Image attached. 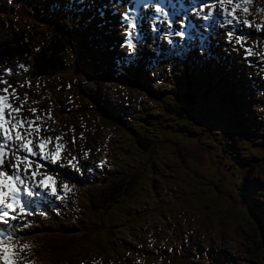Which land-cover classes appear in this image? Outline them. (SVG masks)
<instances>
[{"label":"rangeland","instance_id":"374dc122","mask_svg":"<svg viewBox=\"0 0 264 264\" xmlns=\"http://www.w3.org/2000/svg\"><path fill=\"white\" fill-rule=\"evenodd\" d=\"M54 1H56L55 3L62 4L68 2V0ZM71 2L76 5L72 6L76 9H78L79 5L83 6V4L87 2L88 11L90 7H93V12L90 16L99 18L102 23L101 30H98L96 34L92 35V38H88L89 41L87 44L89 48H84L82 46L84 49L94 51L92 54L93 57L89 59V63L99 72V78L93 74L88 77L85 83L82 81L79 82V80L78 84L77 81H71L73 89L77 91L79 88L83 87L84 92L88 93L89 97L100 99L103 106H109L115 109L117 117L121 119L126 118L129 121L126 125L135 126L134 129L136 130L142 131L143 128H147L145 127L147 119L152 120V117H160L163 119V115H144L147 113L145 111H164L160 105L157 106L158 102L142 97L138 91H132L128 87H118V84L113 82V80L106 82L104 79L107 75V77L117 80L119 77H117L115 66L122 67V65H125V68L128 70L131 69L134 72H140L141 77H143L145 81L142 85H146L147 88L155 92H165L168 84H170V80L173 78V76L167 78L169 70L167 68V63L163 65V62L159 61L164 54L170 52L167 50L166 46L161 45L159 35L152 34L148 31L149 26L144 23L142 19L138 20L137 23L139 25L141 38L144 39L146 43H144L137 54L134 55L141 58L142 62L136 64L133 61L128 62L123 59L128 50L126 47H120L124 41V28L121 26L120 14L124 13L128 7L135 5V2L132 0H70V3ZM262 2H264V0H254V3L257 4H261ZM184 3L187 4L188 0H184V2L183 0H166L164 3L159 4L164 5L166 10L172 13L171 18L173 21L183 19L187 25L190 17L194 19L195 22L191 24L192 30L188 32L193 39L188 42L186 47L190 45L197 47L206 46V49L210 51L212 55L218 59H223V68L229 71L235 70V74L239 75V82L234 84V88L232 86L234 98L240 99L246 97L247 102L250 104L247 105L248 111H245L247 116L245 115L244 121L249 128H253L249 135L255 136V139L252 141L253 144L248 142L243 143L241 140H238L239 152L249 157H264V80L260 79L261 72L260 68L257 66L261 62L255 56L249 57L253 66L248 67L241 59L243 55L242 51H231L230 46L224 44L225 37L222 34L229 28H232L237 33H240V30L248 28H244L242 25L216 26L213 28V31L221 34L214 35L207 45H203L201 41L204 38L206 41L207 32L203 29L207 21L202 22L200 19H197L191 12L190 7L189 9L183 7L185 6ZM198 4L199 3H190V5ZM1 7L5 9L6 4L0 5V8ZM15 11L10 12L9 10H1L0 15L5 18L9 13L12 14L10 16L13 18L17 14ZM137 11H140V9L137 8ZM237 14L241 19L247 18L253 24L250 15L244 17L240 13ZM22 19L23 17H20L15 20L14 31L20 29ZM157 19L159 24L160 18ZM258 19V24H261L263 28L264 13L258 12ZM5 22L11 25L13 20L8 19L5 20ZM23 24L27 26L29 22L25 21ZM1 27L2 25L0 24V42H4L9 40L10 37L8 36L9 32H1ZM175 27L178 29L179 25L176 24ZM250 29L252 35H254L256 32L255 28L252 27ZM38 30V28H30L27 30L26 34H32L29 36L27 35V44L24 42L23 38L15 39L16 45L12 48H5L0 44V75H3L5 66L12 69V74L4 76V79L8 81V84H11L17 89V94L20 99L14 101V104L19 105L20 100L24 99L25 92L28 93V100L23 105L24 115L26 116L30 115L28 111L30 107L37 108V114H39V110L41 109L44 110L45 113H47L46 111L48 110L42 106L44 101L43 97L40 94L34 93L30 89L31 86H17L18 84L23 85L25 79L31 81L32 78L27 72L18 68L17 64L23 63L25 65L44 66V68H46L47 66H52L54 59L57 58V55L52 59H48L47 56L42 57L39 53H34L33 49L36 48L35 46H40L43 41V37L38 34ZM51 33V37L46 35V39L48 42L52 41L48 43L52 48H57L56 45L62 36L55 30L51 31ZM105 34H107V38L104 37ZM15 38L18 37L15 36ZM253 42L257 44L256 51H260V47L264 46V37L251 41V44ZM180 43L184 42L181 41ZM49 45L48 48H45L46 52L51 51ZM105 47L109 49L110 52H107ZM153 47L156 49L155 52L153 51ZM9 51L11 52L9 53ZM18 53H20V55ZM75 54H77L75 48H73V50L65 48L62 53V55H69L71 59ZM188 58L189 61L193 59L194 62L200 64L209 57L193 54ZM188 58L185 57L184 59ZM180 59V57H175L174 61L177 62ZM60 61L63 62L64 60L60 59ZM225 61L227 63H225ZM157 62L158 64L155 66L154 64ZM112 67L114 70H112ZM145 67H148L149 73L146 71ZM200 69L204 68L201 67ZM102 72L104 74H102ZM193 72L197 74L195 70ZM69 78L71 80L72 77ZM158 78L159 82L157 81ZM156 81L157 83L154 85L153 83ZM234 81L237 82L236 80ZM4 87H7V85L0 84V88ZM9 91H11V89H9ZM61 96L63 99H68L67 101L69 103L78 99V97L72 95L70 90H65ZM63 99H57L56 103L63 105V102L66 103ZM33 100L38 101V103L33 104ZM86 101L88 102L87 98H85L84 105L88 108L87 111L89 112L86 114L82 113L83 109H77L75 115L66 116L63 114L60 115L59 119H54L56 123H53L51 120L46 121L50 131L42 132V136L47 137V135H50L51 137H56L61 133H66L60 142H67L68 149L73 148L72 138L74 136L76 137L74 150L71 152L65 150L63 152L65 167L60 169V171L64 173V175H57L55 177L58 191L59 185L65 181V177L68 179L71 191L67 198L64 199L66 203H64V200L56 201L47 196H42L43 198L41 197L38 202L29 209L32 211L33 217H38L40 215L38 213L40 210H46V205L48 203L52 205L54 202L58 209H62V213L58 217H55L58 222H65L67 227H77L80 230L88 226H93L100 220L101 213L92 212L91 201L94 200L95 197H98L99 189L104 187V183L109 180V176L113 175L111 173L114 172L115 174L119 171L125 173L131 170L130 167L132 165H144L145 169L149 171V180L142 181L140 183V188L146 191L144 193L148 194V198L145 199V201L142 200L143 204L147 205V207L141 210L142 212H140V215L135 218V222L141 220L139 225L143 221L141 224L142 227L112 234V237L118 236L120 238L119 241H115L117 243L116 248L127 244L130 239L138 240L142 235L148 239V243H155L161 238H175L177 234L183 235L185 239L191 235L189 238V247L192 246L191 249L203 255L200 257L199 261L208 258V260L212 259L210 261H212L213 264H225L224 262H231L232 264H262L261 261L253 260L250 255L244 252L246 245H256L259 243L257 238L253 244L250 236L252 234L251 227L255 224L251 219H248V221H244L243 219V217H247L243 215L244 212H246L244 210L245 205H248L250 209L257 208V204L252 201L254 197L251 196L246 201L241 199V203H236L233 208L231 202L213 193V182L226 190H233V184L236 181L234 177L238 175L240 171H235L233 167L230 166L232 163L230 160L231 158L222 157L220 151L218 153L216 149L213 150L211 157H208V153L199 157L195 149H191L192 147L190 145H186L184 141H181L186 147V154L182 159L185 161L184 164L176 156L173 148L168 145L157 146L154 157L152 156V163H145L143 157L140 156L138 152L134 151L138 149L134 147L133 139L129 131L124 129L123 126L117 128L109 127L107 123H105L107 121L103 119L101 115H98V112L90 109V105L86 103ZM145 106H150V108L144 110ZM89 120L93 123L90 124ZM188 124L194 125L192 122ZM70 127H72L74 131H70ZM248 127H245L244 130H247ZM157 130L158 128H153V130L146 132L150 136H158L160 141L163 136L159 135L161 132L157 134ZM81 133H83V136L80 135ZM199 140L201 141V136H199ZM221 141L224 143L223 140ZM217 146L220 147L219 144H217ZM85 152H88L86 157L84 156ZM71 155L80 158L78 164L82 171L77 173L71 166L67 165V160L70 159ZM186 164L195 166L196 168L194 170L187 168L185 166ZM49 167L52 166L49 165ZM210 169L211 171L209 174L213 176V178H210L212 182L206 177ZM43 170L44 169H41V171ZM258 172L262 173L264 177V167L259 169ZM242 173L243 172H241V174ZM86 176L94 183V187L89 190L81 183L82 179H86ZM255 178L259 179L256 176ZM207 183L210 185V188L207 186ZM61 195H63V193H61ZM232 197L234 196L232 195ZM139 198L141 199V196ZM140 199L134 202L139 205L141 203ZM258 212L259 215H264V210H257L253 213L256 214ZM35 213L37 214L35 215ZM24 220H26V217H24ZM152 222L155 223L154 228L149 224ZM162 222H164V224H162ZM194 222H196V224H193ZM226 222V227L229 228V230L221 233V223ZM259 223L264 225V219H261ZM172 229L175 231H172ZM92 236L93 238L81 242L78 246L69 247L65 253L66 256L71 257V260H64L58 264H93L94 261L96 264H122V261H105L97 256L96 245H105V241L102 240L103 235L101 233ZM32 249L33 247H31V251ZM220 257L222 258L220 260L221 262H218ZM29 259L32 260L33 256ZM20 264H23V261H20Z\"/></svg>","mask_w":264,"mask_h":264},{"label":"trees","instance_id":"16d2710c","mask_svg":"<svg viewBox=\"0 0 264 264\" xmlns=\"http://www.w3.org/2000/svg\"><path fill=\"white\" fill-rule=\"evenodd\" d=\"M55 2L54 0H0L1 6L6 4V8L1 7L0 11L14 12L16 10L15 12H17L13 18L10 16L12 14L9 13L5 18L0 15L1 32H9L8 36L10 37L9 40L0 42L3 47H14L16 45L15 39L20 38H23L27 44L28 36L32 35L26 34L30 28H38V34L43 37L40 45L42 52H46L45 48H48V43L52 42H48L46 35L51 37V31L55 30L62 36L56 47L63 48V51L57 54L52 66L44 68V66L26 65L29 69L27 73L32 76L30 89L43 97L42 106L48 110L46 112L50 111L54 119H59L60 115L63 114L66 116L75 115L77 109H83L82 113L86 114L89 112L84 105L85 98H87L88 102L86 101V103L90 105V109L98 112L97 114L107 121L105 123L109 127L123 126L129 131L133 145L138 149L134 151L143 157L145 163H152V156L154 157L157 146L168 145L173 148L176 156L184 164L185 161L182 159L186 154V147L181 141L190 145L191 149H195L199 157L206 153H208V157H211L213 150L216 149L218 153L220 151L222 157L231 158L230 166L233 167V170L240 171L234 177L236 181L233 184V190H226L213 182L214 192H212L231 202L233 208L236 203H241V199L246 201L251 196L254 197L252 201L257 204V208L250 209L248 205H245L244 210L246 212L243 215L247 217H243V219L244 221L251 219L255 224L251 227L252 234L250 236L253 244L257 238L259 243L246 245L244 252L250 255L253 260H259L264 264V225L259 223L261 219H264V215H259V212L256 215L253 213L257 210H264V177L262 173L258 172L264 167V157H249L239 152L238 140L253 144L252 141L255 136L249 135L253 128H249L244 121V117L247 115L245 111H248L247 105L249 104L246 97L234 98L232 86L234 88V84L239 82V75L235 74L236 71L223 68V59H218L212 55L204 46L190 45L185 48L184 55L179 56L181 59L177 62L174 61L175 56L170 53L161 57L159 61H162L163 65L167 63L169 69L167 78H171V76L173 78L165 92H155L147 88L146 85H142L145 81L140 72L128 70L125 65H123L124 67H117L116 65L115 70L119 78L115 80L106 75L104 77L106 82L113 80L118 84V87H128L132 91H138L142 97L158 102L157 106L160 105L164 110L145 111L147 112L144 114L145 116L157 114L163 115L164 118L152 117V120L147 119L145 126L147 128H143L142 131L136 130L134 129L135 126L126 125L129 122L126 118H118L115 109L103 106L100 99L89 97V94L84 92L83 87L77 91L73 89L71 81H77V84L78 80L85 83L88 77L93 74L99 78V72L89 63L94 51L84 49L86 46L83 45L84 42H88L89 34H96L98 30H101L102 23L99 18L90 16L93 7H90L87 12L82 9L72 12L70 3ZM263 3L253 2L249 5L250 12L248 15L257 20L256 23H253L254 25L259 23L256 8L263 9ZM20 17H23L22 25L18 31H14V22ZM8 19L13 20L11 25L6 24L5 20ZM25 21L29 22L27 26L23 24ZM243 33L251 35L252 38L248 41V44H251V41H255L254 39L264 37V26L258 35H252L249 28L244 29ZM65 36L70 39H65ZM65 48L70 50L75 48L78 55H73L72 59L69 55H62ZM18 54L20 55V53ZM193 54L209 58L197 64L193 59L189 61L188 57ZM185 57L188 59H184ZM60 59L64 61L62 62ZM131 61L137 64L141 63L142 59L133 56ZM225 63L227 62L225 61ZM157 64L158 62L154 65ZM201 67L204 69H200ZM112 70H114L113 67ZM194 70L197 74L193 72ZM146 71L149 73L148 67H146ZM102 74L104 73L102 72ZM69 77H72L71 80ZM157 81L153 84L155 85ZM65 90H70L72 95L78 99L71 103L67 101L68 99H63L61 94ZM57 99H63L66 103L63 102V105H59L56 103ZM149 108L150 106H145L144 110ZM89 122L90 124L93 123L91 120ZM189 122L194 125H189ZM245 127L248 129L244 130ZM153 128H158L157 134L161 132L159 135L163 136L162 140L159 141L158 136L148 135L146 131L149 132ZM199 136H201L202 142L199 140ZM185 166L193 170L196 168L189 164ZM130 168L131 170L125 173L119 171L114 174L112 172L113 175L109 176L104 187L99 189L98 197L91 201L92 212L101 213L100 220L93 226L80 230L77 227H67L65 222H58L55 217H58L61 209H58L55 204L52 206L47 204L46 206H51L50 211H43L44 214L35 219L31 216L28 217L27 222L31 226L19 232L22 238H19L18 242L21 244L27 242L33 247L29 258L33 256L34 264H58L64 260L69 261L71 257L66 256V250L93 238L92 235L97 233L103 235L102 240L105 241V245H96V254L105 261H122V264H213L210 261L212 259L208 260V258L199 261L203 255L191 249L192 246L189 247L191 235L185 239L183 235L177 234L175 238H161L155 243H148V239L142 235L140 239H130L127 244L116 248L117 243L115 241H119L120 238L118 236L112 237V234L142 227L143 221L139 225L141 220L135 222V218L140 215L141 210L147 207L143 201L148 198V194L140 188V183L149 180V171L145 169L144 165L135 164ZM210 171L211 169L206 174L209 181H211L210 178H213L209 174ZM241 172L243 173L241 174ZM255 176L259 179H256ZM81 183L86 186L87 190L94 187V183L90 182L87 176L86 179H82ZM207 186L210 188L208 183ZM138 199L141 200L139 205L134 202ZM53 209L58 212L54 214ZM227 222L221 223V233L229 230L226 227ZM149 224L154 228V222ZM172 231L175 230L172 229ZM221 259L220 257L218 262H221ZM224 263L232 264L231 262Z\"/></svg>","mask_w":264,"mask_h":264},{"label":"snow or ice","instance_id":"6c2138e0","mask_svg":"<svg viewBox=\"0 0 264 264\" xmlns=\"http://www.w3.org/2000/svg\"><path fill=\"white\" fill-rule=\"evenodd\" d=\"M70 3V0H68ZM254 0H201L198 5H190L191 12L202 22L207 21L205 32H212L216 26L242 25L244 28H255L257 33L262 31L261 24L252 25L247 18L241 19L237 13L246 17ZM218 6V11H217ZM137 8L140 11H137ZM257 12L264 13V9L256 8ZM172 13L167 11L164 5L156 3L155 0H141L138 5H132L120 14L121 26L124 28V41L120 47H126L127 53L123 57L130 62L137 54L140 47L146 43L141 38L138 20H143L152 34L160 36L162 46L175 57L184 55L185 47L193 37L184 29L187 27L183 19L172 20ZM160 23L158 24V19ZM178 24L177 29L175 25ZM157 25V26H153ZM162 29V30H161ZM213 35L221 33L212 32ZM224 44L230 46L233 52L242 51L241 59L252 67L253 63L249 57L255 56L261 62L257 66L260 68V79L264 80V46L260 51H256L257 44L251 45L248 41L251 35L243 32L237 33L232 28L224 31ZM184 43H180V42ZM51 51L42 52L38 46L33 49L42 57L54 58L63 48H52ZM153 51L156 49L153 47ZM17 67L27 72L29 69L23 63H18ZM12 74V69L5 66L3 75H0V84L7 87L0 88V262L2 264H34L29 259L31 245L27 242L21 244L17 240V234L22 229L30 228V224L24 217L33 215L30 207L38 202L42 196H47L56 201L67 198L71 191L67 177L59 185L57 190V175H64L60 171L65 167L63 152L74 150L75 139L72 138V149H68L67 142H60L66 133H61L56 137L42 136V132L50 131L46 121L51 120L56 123L51 112L45 113L35 107L29 108L30 115H24L23 105L28 100V93L25 92L24 99L19 105L14 101L19 100L16 87L8 84L4 76ZM159 82V80H158ZM18 87L30 86V81L25 79L24 84ZM11 89V91H9ZM33 104L38 101L33 100ZM70 131H74L70 127ZM83 136V133L80 134ZM88 152L84 153L86 157ZM80 158L71 155L67 160V165L71 166L75 172H80L78 160ZM51 165L52 167H49ZM100 166V165H97ZM41 169H44L41 171ZM63 193V195H61ZM43 215L44 213H40ZM171 251V249H169ZM93 264H96L94 261Z\"/></svg>","mask_w":264,"mask_h":264},{"label":"bare ground","instance_id":"6f19581e","mask_svg":"<svg viewBox=\"0 0 264 264\" xmlns=\"http://www.w3.org/2000/svg\"><path fill=\"white\" fill-rule=\"evenodd\" d=\"M125 3V2H124ZM217 10H218V6H217ZM76 11H78V9H76V8H73L72 7V12H76ZM190 11V10H189ZM192 14V13H191ZM238 15V14H237ZM193 16V15H192ZM241 18V17H240ZM243 18V17H242ZM65 39H70V38H68V37H66L65 36ZM106 48V47H105ZM164 48V47H163ZM110 56V55H109ZM115 64V63H114ZM142 65V64H141ZM122 67H124L123 65H122ZM143 67V66H142ZM123 69V68H122ZM104 100V99H103ZM247 116V115H246ZM71 122V121H70ZM255 125V124H254ZM72 128V127H71ZM51 134V133H50ZM48 136V135H47ZM50 136V135H49ZM54 136V135H53ZM43 198V197H42ZM256 215V214H255ZM0 264H2V262H0Z\"/></svg>","mask_w":264,"mask_h":264}]
</instances>
